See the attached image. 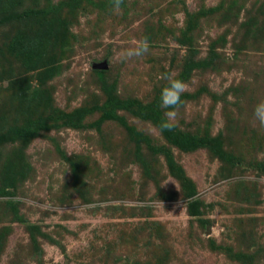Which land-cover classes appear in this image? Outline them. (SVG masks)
I'll list each match as a JSON object with an SVG mask.
<instances>
[{
    "label": "rangeland",
    "instance_id": "1",
    "mask_svg": "<svg viewBox=\"0 0 264 264\" xmlns=\"http://www.w3.org/2000/svg\"><path fill=\"white\" fill-rule=\"evenodd\" d=\"M260 101L264 0H0V264H264Z\"/></svg>",
    "mask_w": 264,
    "mask_h": 264
},
{
    "label": "clouds",
    "instance_id": "2",
    "mask_svg": "<svg viewBox=\"0 0 264 264\" xmlns=\"http://www.w3.org/2000/svg\"><path fill=\"white\" fill-rule=\"evenodd\" d=\"M123 0H110V6L115 13L121 11ZM150 50L147 37L137 41L135 46L122 51L119 57L122 61L133 58H140L147 54ZM168 81L167 85L162 88L160 93V107L165 109V119L161 122V130L171 131L176 127V116L179 107L183 104L181 100L182 94L186 91L187 85L180 79L172 76L163 77ZM253 121L260 127L264 128V101L257 103L253 109ZM6 199H14L6 197Z\"/></svg>",
    "mask_w": 264,
    "mask_h": 264
},
{
    "label": "trees",
    "instance_id": "3",
    "mask_svg": "<svg viewBox=\"0 0 264 264\" xmlns=\"http://www.w3.org/2000/svg\"><path fill=\"white\" fill-rule=\"evenodd\" d=\"M94 72H95V74H96V76H101V70H99V69H95L94 70ZM112 113V112H111ZM189 142H191L192 143V145H199V144H203V142L202 141H197V140H193V139H190L189 140ZM188 142V143H189Z\"/></svg>",
    "mask_w": 264,
    "mask_h": 264
},
{
    "label": "water",
    "instance_id": "4",
    "mask_svg": "<svg viewBox=\"0 0 264 264\" xmlns=\"http://www.w3.org/2000/svg\"><path fill=\"white\" fill-rule=\"evenodd\" d=\"M105 68V65L104 64H96V65H93V69H104Z\"/></svg>",
    "mask_w": 264,
    "mask_h": 264
}]
</instances>
